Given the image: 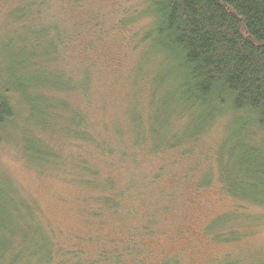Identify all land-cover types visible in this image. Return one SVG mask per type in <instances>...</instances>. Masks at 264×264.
<instances>
[{
	"label": "rangeland",
	"instance_id": "1",
	"mask_svg": "<svg viewBox=\"0 0 264 264\" xmlns=\"http://www.w3.org/2000/svg\"><path fill=\"white\" fill-rule=\"evenodd\" d=\"M147 6V0H0V83L15 108L1 129L0 216L7 213L10 223L1 222L0 264H46L38 245L50 243L61 252L49 245L48 264L98 263L105 253H122L119 264H264V205L233 196L220 177L237 191L239 161L228 154L231 111L182 147H151L138 127L159 117L165 92L154 87L155 67L145 64L140 41L152 23ZM47 62L76 86H48L39 74ZM13 76L23 78L27 94L43 97L31 105ZM73 110L86 118L83 129L97 146L74 138ZM191 123L171 120L190 133L198 127ZM239 136L264 161L256 125ZM82 161L91 171H82ZM91 174L105 184H83ZM103 194L125 198L118 213L98 207L95 198Z\"/></svg>",
	"mask_w": 264,
	"mask_h": 264
},
{
	"label": "trees",
	"instance_id": "2",
	"mask_svg": "<svg viewBox=\"0 0 264 264\" xmlns=\"http://www.w3.org/2000/svg\"><path fill=\"white\" fill-rule=\"evenodd\" d=\"M147 3L152 23L140 41L147 48L145 64L155 67L154 87L165 92L160 97L159 117L155 115L149 124L147 120L142 123L139 120L138 127L154 141L150 143L151 147L156 148L162 143L182 147L186 142H196L198 134L207 129L204 128L207 122H212L224 109L230 110L234 120L229 142L234 143H231L233 146L228 154L236 156L239 161L240 174L235 180L240 183L237 191L220 177L233 196L264 205L261 152L244 146L239 138L245 125H256L264 136V0H147ZM47 64V67H39V74L48 86L58 89L76 86L72 80H64V76L52 67L53 62ZM19 79L13 76L10 82L15 81L16 87L20 88L18 92L34 105L35 100L43 96L27 94L25 81L21 76ZM88 91L89 74L86 72L82 92L87 96ZM14 116L15 108L9 91L0 83V143L3 138L1 129ZM185 118L192 121L190 127L198 126L191 133L183 127L175 129L171 125V120ZM85 119L80 112L73 110L69 117L71 132L75 139L97 146L88 131L83 129ZM183 133L190 134L182 139ZM81 169L83 172L84 169L91 171L83 161ZM220 172L223 173L222 169ZM97 177V174H91L83 184L89 187L105 184L100 183ZM95 199L101 205L98 206L100 209L106 206L118 213L117 206L125 198L103 194ZM1 215L0 231L4 229L2 221L7 226L10 223L7 213L1 210ZM132 244H137V240L133 238ZM49 245L51 250L61 252L55 245ZM49 245H38L40 250L47 251L46 264L53 262ZM122 255L105 253L101 255L102 262L84 264H113L114 261L119 264ZM134 255L136 258L140 256ZM140 262L137 264H143ZM56 264L64 263L59 260ZM161 264H175V261L169 259Z\"/></svg>",
	"mask_w": 264,
	"mask_h": 264
}]
</instances>
